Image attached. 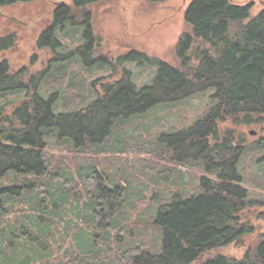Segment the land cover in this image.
Listing matches in <instances>:
<instances>
[{"label": "trees", "instance_id": "trees-1", "mask_svg": "<svg viewBox=\"0 0 264 264\" xmlns=\"http://www.w3.org/2000/svg\"><path fill=\"white\" fill-rule=\"evenodd\" d=\"M16 1L0 0V5ZM100 1L74 3L81 9ZM252 8L230 0H194L186 12L190 31L175 49L177 62L152 61L157 74L142 88L127 69L119 80H94L90 68L101 70L107 63L92 59L88 13L83 47L66 50L56 38L74 19L67 8L58 10L57 23L38 42L54 54L46 71L15 73L7 61L0 62V213L7 204L19 202H28L33 212L13 228L21 240L11 243L15 249L2 244L0 264L50 259L48 238L54 235L48 220L62 217L73 200L75 218L82 223L74 228L78 252L66 262L44 264H264V235L240 260L219 254L203 262L206 254L254 233L243 221L244 212L258 204L245 186L246 151L238 147L235 132L222 128L251 126L264 117V9L252 17ZM15 43V36L1 37L0 53ZM72 58L79 60L76 67L84 74H69L75 66ZM148 60L132 52L118 64ZM9 95L17 102L7 103ZM208 95L213 103L188 128L146 136L152 120H144L151 111ZM137 121L143 123L135 129ZM254 146L264 152V147ZM54 149L83 157L73 167L62 156L55 160ZM143 153L192 169L130 163L131 154ZM197 167L206 176L191 179ZM2 224L0 219V228ZM96 233L104 242L93 239ZM121 233L126 238H117L120 253L113 258L102 246L108 252L110 238ZM141 237L152 241L146 244Z\"/></svg>", "mask_w": 264, "mask_h": 264}, {"label": "rangeland", "instance_id": "rangeland-1", "mask_svg": "<svg viewBox=\"0 0 264 264\" xmlns=\"http://www.w3.org/2000/svg\"><path fill=\"white\" fill-rule=\"evenodd\" d=\"M148 1L150 0H102L78 10L74 8L73 0H32L0 7V38L6 36H15L16 38V43L8 51L0 53V62L7 61L11 66V71L15 73L23 69L28 70L30 73L46 71L50 62H52L54 54L50 51V48L41 49L38 47V42L43 35L44 29L52 24L56 7L60 4H67L73 9L71 14L74 15V19L71 24L67 25L56 35V38L61 39L66 50H72L78 46L83 47L85 44V27L82 28V23L84 24L86 17L84 14L88 13L95 46L92 59L97 60L102 58L108 64L101 70L98 67L90 68V72L95 75L94 80L109 77H112L111 81L119 80L123 76L124 69H127L133 74V82L138 88L148 86L157 74L156 64H152V61L168 64H175L177 62L175 49L181 37L190 31L186 24V12L194 0H165L158 3ZM230 1L238 6L252 5V17L264 9V0ZM132 52L146 56L149 59L148 61L151 62L130 61L123 63L125 64L124 67L118 64V59L130 55ZM72 60L74 61L70 62L75 66H72L69 74L71 72L84 74L76 67L79 60H76V58H72ZM78 66L80 65L78 64ZM15 97L14 95H9L5 100L7 103H10L11 99L16 101ZM17 99H21V97ZM212 103L211 95H208L194 98L187 103L177 105L171 109L164 106L159 107L154 112L151 111L149 113L150 117L144 120L146 123L150 119L152 120L151 124L149 123L145 129V131H150V135L146 133V136L155 137L160 133V130L165 129L169 131L188 128L196 119L204 114L205 110ZM156 119H162L161 123L159 124L160 121L156 122ZM140 123L143 122H135L134 128L136 129ZM222 128L235 132L238 147L242 151H246L242 159L243 175L246 179L245 186L248 188L252 200L258 204L248 208L244 212L243 221L252 225L254 233L241 238L231 246L218 252L206 254L203 262L219 254L240 260L254 249L262 235H264V152L256 150L254 146L259 145V147H264V117L257 124L251 126L236 127L224 124ZM141 130L143 131L144 128H141ZM136 134L137 132H135ZM60 151L59 149H54L51 151V155L55 160H58L59 156H62L73 167L74 160L83 157V154L80 153L71 152L73 153L71 154L69 151ZM154 157L153 155L143 153L141 155L131 154L128 159L130 163L141 160L143 163L159 167L164 166L168 169L171 166L177 167L183 172L192 169L191 165L184 167L176 166L170 161L163 160L161 157L157 159ZM190 175H192L191 179L206 176L202 172H199L198 167L197 169L193 168ZM209 177L212 178L211 176ZM2 183L0 182L1 185ZM80 188L78 186L77 191ZM149 188L150 190L154 189V186L149 185ZM23 197L24 194L21 199ZM82 197H84V194ZM28 204V202L26 204L21 202L16 204L11 203L7 204L4 209H1L0 216L2 218L0 219L3 224L5 223L6 228L3 224L2 228H0V250L3 249V243H7L6 245L11 250H14L15 247L11 243L21 241L14 236L13 228L20 225V220L24 216L33 213L29 209ZM75 207H77V204L73 200L62 217L58 219L52 217L53 219L48 220L52 227L50 232L54 235V238L47 239L49 241V251L47 249L45 252L48 251L47 256L50 254L52 257L37 264L55 263L62 260L66 262L71 258V255L77 254L79 243L76 237L79 235L76 234L77 229L75 231L74 228L77 224L80 225L82 223H80V219L75 218L74 213H77ZM57 211L63 213V209L61 208H58ZM35 215L37 217L44 216ZM135 215H132L134 216L133 220L135 219ZM125 224H122V226ZM81 229L87 230L88 228L87 226H83ZM134 233L137 235V232ZM99 235L100 233H96L93 239L99 243L104 242L103 238L100 241ZM8 236L9 239L6 242L5 239ZM118 237L122 239L126 238L122 233L110 238L112 244L108 252L105 250L104 245L102 246L103 251L113 258L120 253V249L116 246ZM54 239L56 240L54 241ZM143 239L141 237L140 240L146 241L144 242L146 244H149L148 241H152L151 237L147 240Z\"/></svg>", "mask_w": 264, "mask_h": 264}, {"label": "flooded vegetation", "instance_id": "flooded-vegetation-1", "mask_svg": "<svg viewBox=\"0 0 264 264\" xmlns=\"http://www.w3.org/2000/svg\"><path fill=\"white\" fill-rule=\"evenodd\" d=\"M29 1H32V0H17L15 3H17V2H29ZM74 1H75V0H73L74 8H76L77 10L80 9V8H77V7L75 6ZM15 3H14V4H15ZM8 5H11V4H3V5H0V7H4V6H8ZM87 6H89V5H87ZM87 6H85V7H87ZM85 7H84V8H85ZM61 8H67V9L69 10V14H70L69 17H70V18H73V17H74V15L71 14V12H73V9H71V8L69 7V5H67V4H60V5H58V6L56 7L55 11H54V17H53L52 24H51L49 27H47L46 29H44V31H43L42 34H44L45 32H47L48 30H50V29L55 25V23H57V12H58V10H60ZM84 8H81V9H84ZM84 15L86 16L87 13L84 14ZM1 17H4V16H1ZM71 21H72V20H71ZM68 24H70V23H68ZM86 25H87V21L84 20V24L82 23V28L85 27V29H86ZM60 31H62V29L59 30V32H60Z\"/></svg>", "mask_w": 264, "mask_h": 264}]
</instances>
